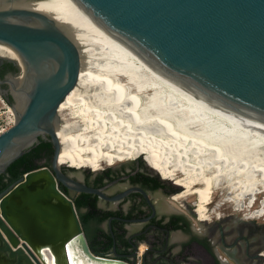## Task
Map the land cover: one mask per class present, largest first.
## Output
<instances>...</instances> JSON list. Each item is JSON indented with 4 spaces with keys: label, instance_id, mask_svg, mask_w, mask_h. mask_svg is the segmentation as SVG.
I'll use <instances>...</instances> for the list:
<instances>
[{
    "label": "water",
    "instance_id": "95a60500",
    "mask_svg": "<svg viewBox=\"0 0 264 264\" xmlns=\"http://www.w3.org/2000/svg\"><path fill=\"white\" fill-rule=\"evenodd\" d=\"M16 1L0 0V42L14 49L18 61L0 60L22 72L21 86L18 79L9 82L13 102L0 86L15 113L13 124L0 133V175L39 137L51 142L52 154L49 164L25 172L0 191V264H44L47 258L54 264H130L90 249L61 190L80 186L94 191L70 180L62 170L68 166L58 163V108L77 84L78 48L64 25ZM74 1L200 99L264 116V0Z\"/></svg>",
    "mask_w": 264,
    "mask_h": 264
},
{
    "label": "bare ground",
    "instance_id": "6f19581e",
    "mask_svg": "<svg viewBox=\"0 0 264 264\" xmlns=\"http://www.w3.org/2000/svg\"><path fill=\"white\" fill-rule=\"evenodd\" d=\"M15 4L64 25L79 51L77 84L58 108L60 165L99 171L102 165L147 156L164 177L183 186L179 201L199 196L194 211L204 222L222 215L217 205L223 202L239 211L247 196L264 194V116L200 99L98 25L74 0ZM0 56L18 61L3 42ZM21 95L16 93L18 101ZM154 128L158 135L145 132ZM215 191L222 195L214 204ZM43 263L54 264L48 258Z\"/></svg>",
    "mask_w": 264,
    "mask_h": 264
},
{
    "label": "flooded vegetation",
    "instance_id": "af4514ba",
    "mask_svg": "<svg viewBox=\"0 0 264 264\" xmlns=\"http://www.w3.org/2000/svg\"><path fill=\"white\" fill-rule=\"evenodd\" d=\"M18 71L14 63L0 60V86L10 102L9 82L19 78ZM50 159L43 152L36 162ZM62 170L94 190L61 186L97 254L130 264H264V225L233 213L202 222L191 204L177 199L181 184L175 181L178 190L171 178L144 167L140 159L99 171Z\"/></svg>",
    "mask_w": 264,
    "mask_h": 264
},
{
    "label": "rangeland",
    "instance_id": "374dc122",
    "mask_svg": "<svg viewBox=\"0 0 264 264\" xmlns=\"http://www.w3.org/2000/svg\"><path fill=\"white\" fill-rule=\"evenodd\" d=\"M145 132L149 135H158L157 132H156V129L154 128L153 130H145ZM145 157V158H144ZM140 159V161L142 162L143 166L144 167H149L150 170L151 168L152 169H155L157 170L159 173L161 171L160 168L156 167V166H152V162L151 160L147 157V156H141L139 158H137V160ZM131 161V160H130ZM145 162V163H144ZM40 164H43V162H40ZM117 164V163H116ZM147 164V166L145 165ZM115 165V164H114ZM240 166L241 164H236V166ZM69 166V165H67ZM113 165L111 164H108V165H102V168H108V167H111ZM147 167V168H148ZM156 167V168H155ZM148 168V169H149ZM239 168V167H238ZM159 169V170H158ZM84 170H88V171H93L94 169L90 168V167H86L84 168ZM152 171V170H151ZM162 172V171H161ZM157 174L159 177H160V174ZM232 177L234 178L233 181L235 180V177L234 175H232ZM169 180H172L174 183H175V188H177L179 190V187L180 185L176 184V180L175 179H169ZM176 181V182H175ZM171 182V181H170ZM178 185V186H177ZM183 188V186L181 185L180 186V189ZM221 192L219 193V191H215L212 195V200L214 202V204L216 202H218L219 198H221ZM198 195H194V196H191V197H188L186 198L183 203V205H186V204H191L192 207L194 208L195 207V204L194 202L198 199ZM249 204V205H247ZM247 210H246V209ZM261 208V209H260ZM195 209V208H194ZM217 210L222 213V214H226V213H233L234 215L238 216V217H244L246 219H250L258 224H262L264 225V194H260V195H257V196H247L246 197V201L243 202V208H241V210L239 211H236L233 207H232V204L230 202H223L222 204H219L217 205ZM260 212V213H259ZM257 214V215H256ZM254 215V217H253ZM198 216V215H197Z\"/></svg>",
    "mask_w": 264,
    "mask_h": 264
},
{
    "label": "trees",
    "instance_id": "16d2710c",
    "mask_svg": "<svg viewBox=\"0 0 264 264\" xmlns=\"http://www.w3.org/2000/svg\"><path fill=\"white\" fill-rule=\"evenodd\" d=\"M43 152H45L47 156H50L52 154V145L49 140L39 137L37 144L14 160L7 167L6 172L0 175V191L22 176L25 172L37 168L40 164H38L36 160L42 156ZM91 250L94 253L99 252L95 249L94 245H91Z\"/></svg>",
    "mask_w": 264,
    "mask_h": 264
},
{
    "label": "built area",
    "instance_id": "2783aa9c",
    "mask_svg": "<svg viewBox=\"0 0 264 264\" xmlns=\"http://www.w3.org/2000/svg\"><path fill=\"white\" fill-rule=\"evenodd\" d=\"M14 122V116L9 103L0 95V133L9 128Z\"/></svg>",
    "mask_w": 264,
    "mask_h": 264
}]
</instances>
